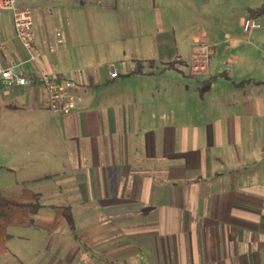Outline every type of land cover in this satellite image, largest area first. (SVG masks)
I'll use <instances>...</instances> for the list:
<instances>
[{"label": "crops", "instance_id": "crops-1", "mask_svg": "<svg viewBox=\"0 0 264 264\" xmlns=\"http://www.w3.org/2000/svg\"><path fill=\"white\" fill-rule=\"evenodd\" d=\"M263 1L238 19L223 10L221 25L206 9L213 20L192 39H177L152 0L115 2L110 14L99 0H71L62 31L53 13L34 17L36 60L17 39L13 50L0 43V69L9 58L33 79L0 94L4 110L28 115L4 123L0 149L12 143L14 163L0 159V172L32 165L46 193L19 178L0 194L56 198L34 223L42 215L82 264H264V15L261 29L244 31ZM41 73L75 80L83 106L56 117Z\"/></svg>", "mask_w": 264, "mask_h": 264}, {"label": "rangeland", "instance_id": "rangeland-1", "mask_svg": "<svg viewBox=\"0 0 264 264\" xmlns=\"http://www.w3.org/2000/svg\"><path fill=\"white\" fill-rule=\"evenodd\" d=\"M144 1L145 0H99V4L101 6L99 7L102 10L101 12H108L109 10L105 7L118 2L120 7H123L124 3H126L125 7L129 6L130 8L132 7L135 9L134 3L141 4L144 3ZM70 2L71 0H21L19 4L26 5L28 7L30 6L35 18L43 15L45 16V18H47V21H50L49 14L52 15L53 13L56 17H58V22L60 23L59 29L62 31L65 26V17L66 13L69 10ZM152 3L156 4L159 8H162L161 14L164 22H167L166 27L171 26L176 29L177 39H179L180 36L181 39H184L186 35H189V38L192 39L193 32L205 30L207 28L208 22H210L211 24V21L213 20V18L210 19L208 16H206V9H211L215 13L214 23L217 25H221L223 22V19L221 18L223 10H229L230 15H232V12L235 11L234 16H236V19H238V16L242 12V7L247 4H254L256 3V0H152ZM165 7V12H169V14L167 15L164 12ZM100 8L92 7V10L95 9L98 11ZM171 10H173L174 12ZM108 13L110 14L111 12ZM11 16V12L0 13V20L2 21L3 26L2 31H0V43L5 42L7 48L13 50L16 48L17 42L15 41L16 36L11 25ZM150 17L152 19H155V15L153 14V12L151 13ZM173 18L175 19V21H169ZM248 18H251L250 14ZM260 18L261 17L256 19ZM110 22L111 24H113V28H111V30H113L112 33L114 34L115 38H117L119 36L117 30L120 28H117V23L114 19L110 18ZM179 28L180 31L177 30ZM168 29L169 28H167V30ZM54 33H56V30ZM57 36L60 37V33H58ZM114 36L113 39H115ZM84 37L83 41H85V43H91L93 41V38L88 33H86ZM5 52L6 51L1 50L0 54L5 55ZM5 59L6 60L4 64L5 66H8L11 60H9V58ZM199 68L197 67V65H193L189 72L196 73ZM0 94L2 93L0 92ZM6 104L7 101H3L2 99H0V133L4 128L5 122L10 121L12 122V124H14L16 117L24 118L28 116L25 113L13 112L9 109L4 110L3 108H5ZM46 107L47 109H49L48 105ZM13 148L14 145L12 143H4L2 149H0L1 163H5L6 159L10 163H14L13 155H11L10 157L9 155L6 156V152H13ZM34 167L35 169H37L38 164H34ZM32 169L33 166L28 165L25 170H18L15 174L10 172H0V189H16L15 181L21 178V180L25 181L24 188L29 190H42L44 193H46L45 189H43L44 186H47L46 182H44L43 184H34L31 182V178L33 175ZM15 193L16 194L11 193L7 195H0L14 197L26 203L31 202L30 198L25 196L22 189H19ZM39 199L40 198H37L36 200L32 201L38 202L40 204L41 201ZM43 201H45L43 202L44 204H50L53 201L58 200L52 197L50 194L46 195L45 198H43ZM43 203L41 204L43 205ZM50 215L53 216V218L56 216L53 211L50 212ZM46 225V219L42 217V215H40L36 217V221L33 227L10 228V238L7 243L8 253L4 256H0V264H82V259L85 257L79 256L78 254L77 256H73V253H76V249H73L72 247L64 249V242L54 239L56 231H50L46 227ZM57 233H60V229L57 230Z\"/></svg>", "mask_w": 264, "mask_h": 264}, {"label": "built area", "instance_id": "built-area-1", "mask_svg": "<svg viewBox=\"0 0 264 264\" xmlns=\"http://www.w3.org/2000/svg\"><path fill=\"white\" fill-rule=\"evenodd\" d=\"M21 0H0V13L11 12L15 36L21 46L30 53L31 61L37 59V43L35 33V18L32 9L20 5ZM262 28L258 19L247 18L244 22V31L250 33ZM3 48L4 45H1ZM111 78H118L119 72L114 64L109 66ZM36 78V77H35ZM30 76L21 72L12 62L0 69V92L4 95L13 87L29 86L32 83ZM36 81L40 82L47 95L49 110L57 117H66L78 111L84 103L79 93V84L67 76L41 74Z\"/></svg>", "mask_w": 264, "mask_h": 264}, {"label": "trees", "instance_id": "trees-1", "mask_svg": "<svg viewBox=\"0 0 264 264\" xmlns=\"http://www.w3.org/2000/svg\"><path fill=\"white\" fill-rule=\"evenodd\" d=\"M248 12L251 19L262 17L264 15V2L261 7L257 9H248ZM246 83L247 82H242L240 86ZM205 89H207V87H205ZM23 193L30 198L31 202L26 203L14 197L0 195V256H4L8 253L7 243L10 238L9 229L12 227L29 228L33 226L34 216L43 209L41 204L32 201L38 198L37 195L27 190ZM63 213L71 230L74 232L75 224L71 210L69 208H64Z\"/></svg>", "mask_w": 264, "mask_h": 264}]
</instances>
